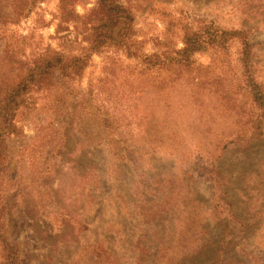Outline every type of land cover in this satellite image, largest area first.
Instances as JSON below:
<instances>
[{"label": "rangeland", "instance_id": "rangeland-1", "mask_svg": "<svg viewBox=\"0 0 264 264\" xmlns=\"http://www.w3.org/2000/svg\"><path fill=\"white\" fill-rule=\"evenodd\" d=\"M121 1L133 16L134 38L144 53L181 47L185 34L194 32L204 48L182 71L145 69L109 46L92 53L72 81L55 76L47 87L29 92L31 104L17 111L20 131L5 137L9 157L0 165L4 234L17 245L20 264H89L94 241L115 255L128 247L122 264H139L133 247L144 234L150 247L169 243L174 250L178 209L147 218L153 200L163 197L165 189L156 184L161 179L174 182L175 194L191 177L203 234L208 226L223 239L214 210L235 212L239 221L250 218L256 229H264V126L253 130L260 112L247 93L240 39L214 41L223 31L230 33L226 37L246 32L254 75L264 85V0ZM12 2L0 0V83L11 70L3 60L9 43L22 60L49 46L79 55L89 44L88 28L102 15L96 0H45L26 15L14 12ZM89 87L94 102L108 109L109 137H123L137 155L155 150L149 159L142 153L144 159L118 161L111 138L93 144L90 137L101 120L92 114L79 131ZM189 159L193 167L187 166ZM238 241L239 235L232 238L223 264H264V238L240 246ZM155 252L143 263L156 264ZM3 255L0 241V262Z\"/></svg>", "mask_w": 264, "mask_h": 264}, {"label": "trees", "instance_id": "trees-1", "mask_svg": "<svg viewBox=\"0 0 264 264\" xmlns=\"http://www.w3.org/2000/svg\"><path fill=\"white\" fill-rule=\"evenodd\" d=\"M42 1L45 0H13L12 8L14 12H19L18 15H26ZM61 1H70L72 4L80 0ZM96 4L97 7H95V9L99 13H102V15H100L96 23L92 24V26L90 25L88 28V31L90 30L87 33L89 44L86 48L84 47V50H82L79 55L67 56L59 50L49 46L31 55L28 59L22 60V56L16 57L19 52V50L16 49L17 47L11 46V43L8 44L3 60H6L4 64L9 65L11 70L8 80L0 83V165L7 161L9 157V153L5 146V137L20 131L15 121L17 111L31 104L28 98L29 92L47 87L55 76L64 77L68 81H72L76 76L81 75L82 70L88 65L92 53L99 52L109 46H114L122 49L127 57L137 60L136 63L140 64L142 67L144 66L145 69L176 68L183 71L189 69L192 64L193 54L204 48L203 39L194 32L185 34L181 47L166 49L159 53H144L140 49L138 41L134 38L135 27L133 16L124 3L121 0H96ZM200 33L202 34V31H200ZM222 34V37L217 35L214 41L223 42L233 37H238L241 41V63L244 69L249 72L246 74L247 93L260 112L253 122V130L256 133V130L260 131L264 126V85L262 82L258 81L254 75L253 62L251 60L252 51L247 33L242 30H236L231 32L233 35L230 37H226L227 34H230L226 31H223ZM93 93L94 90L89 87L90 96L82 99V103L89 102V105L83 107L82 114H80L79 119L80 121L82 120V122L79 120L77 121L79 131L81 130L83 121H85V116L92 114L95 119L101 120V122L98 121L100 125L98 130H92L94 136L91 134L90 139L93 144L103 145L106 143V140L111 138L113 139L112 144L116 143L118 145L113 147L114 158L118 159V161H130L133 160L132 158L134 156L138 159L139 157L140 159H144L142 153L144 157L149 159L148 156L155 153V150H147L149 152L147 155L144 153V150H139L140 154L137 155L136 151L130 150L126 145V140L123 137L117 139L109 137V135L112 136V128L110 127L107 129V127H109L111 123L110 121L108 123V119H104L108 117L107 112L105 113L108 109L105 110V108L94 102L92 98ZM111 118L115 119L114 117ZM102 120H106L105 123H103ZM83 135H89L86 129H84ZM158 140H160V138H158L157 141ZM192 161L193 160L189 159L187 166L190 165ZM140 165L142 164L140 163ZM141 176L143 175L141 174ZM185 180L186 186L183 184L182 190L175 194V190L172 189L174 182L161 179L159 183H156L160 186L161 190H165L163 191V197L160 201L153 200L154 203L147 212V218L151 220L163 214L165 211L167 212L169 209L177 208L180 217L178 218V240L177 243L174 242L173 245L175 246H173V250L169 243H165L162 247H159V243L155 244L154 247H150V243L146 244L144 241L145 234L139 236L133 247L140 260L139 264H144L143 261L147 259V256L154 248L156 250L154 255L156 264H158V262L159 264H223L222 258L225 257V250L231 243L232 238L236 235H239L237 246H240L241 243L247 242L248 240L254 241L257 240V238H264V229H256L255 226L250 223V218L243 217L242 219L244 221H239L240 216H237V213L229 212L227 215H223L217 210L212 212V220L216 223V229L222 227L223 239L214 235L215 231L209 230L208 226H206V231L203 234L201 205L197 201L198 198H195L194 193L190 191L191 177L187 176ZM176 190L178 191V189ZM233 198L234 197H231L232 201ZM176 202H178V204H176ZM228 204H230L232 208L235 207L232 202ZM3 215L4 208L0 204V241L4 253L3 261L1 260L0 263L20 264V253L17 245L9 242L5 237L2 224ZM236 227L238 230L233 232ZM91 247L93 256L89 260V264H122L121 258L127 256L129 252V248L126 247L122 255L121 253L115 255L108 247L100 243V241H94ZM253 257L256 258L258 256L254 255ZM197 258L199 261H194L197 260ZM236 264L238 263L236 262ZM252 264L260 263L256 260V262L254 261Z\"/></svg>", "mask_w": 264, "mask_h": 264}]
</instances>
